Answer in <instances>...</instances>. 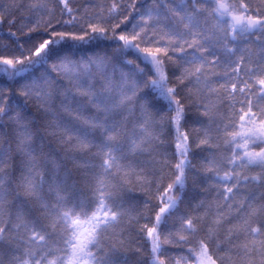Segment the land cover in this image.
I'll return each instance as SVG.
<instances>
[{"label":"snow or ice","instance_id":"obj_1","mask_svg":"<svg viewBox=\"0 0 264 264\" xmlns=\"http://www.w3.org/2000/svg\"><path fill=\"white\" fill-rule=\"evenodd\" d=\"M0 264H264V0H0Z\"/></svg>","mask_w":264,"mask_h":264}]
</instances>
